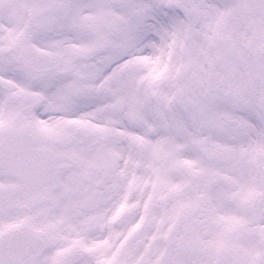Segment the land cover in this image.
<instances>
[{
  "label": "snow or ice",
  "instance_id": "6c2138e0",
  "mask_svg": "<svg viewBox=\"0 0 264 264\" xmlns=\"http://www.w3.org/2000/svg\"><path fill=\"white\" fill-rule=\"evenodd\" d=\"M0 264H264V0H0Z\"/></svg>",
  "mask_w": 264,
  "mask_h": 264
}]
</instances>
